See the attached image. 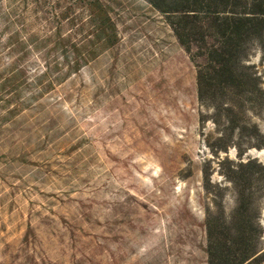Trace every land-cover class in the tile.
<instances>
[{
  "label": "rangeland",
  "instance_id": "374dc122",
  "mask_svg": "<svg viewBox=\"0 0 264 264\" xmlns=\"http://www.w3.org/2000/svg\"><path fill=\"white\" fill-rule=\"evenodd\" d=\"M202 115L149 0H0V264H208L237 155Z\"/></svg>",
  "mask_w": 264,
  "mask_h": 264
},
{
  "label": "trees",
  "instance_id": "16d2710c",
  "mask_svg": "<svg viewBox=\"0 0 264 264\" xmlns=\"http://www.w3.org/2000/svg\"><path fill=\"white\" fill-rule=\"evenodd\" d=\"M164 16L197 70L202 121L217 133L208 147L235 195L227 213L220 204L206 220L208 264H264V72L252 63L264 54V0H149ZM209 183V179H207ZM221 190L228 187L220 185Z\"/></svg>",
  "mask_w": 264,
  "mask_h": 264
},
{
  "label": "water",
  "instance_id": "95a60500",
  "mask_svg": "<svg viewBox=\"0 0 264 264\" xmlns=\"http://www.w3.org/2000/svg\"><path fill=\"white\" fill-rule=\"evenodd\" d=\"M255 158H258V157H255Z\"/></svg>",
  "mask_w": 264,
  "mask_h": 264
}]
</instances>
